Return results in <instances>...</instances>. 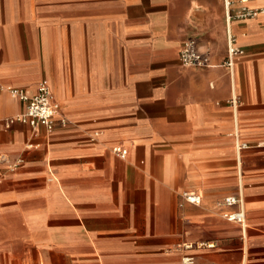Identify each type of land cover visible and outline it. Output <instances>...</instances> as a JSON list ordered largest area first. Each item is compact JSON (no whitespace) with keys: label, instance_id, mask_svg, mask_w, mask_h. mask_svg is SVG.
Listing matches in <instances>:
<instances>
[{"label":"crops","instance_id":"obj_1","mask_svg":"<svg viewBox=\"0 0 264 264\" xmlns=\"http://www.w3.org/2000/svg\"><path fill=\"white\" fill-rule=\"evenodd\" d=\"M224 1L0 0V264H264V0ZM40 81L68 125L6 127Z\"/></svg>","mask_w":264,"mask_h":264},{"label":"built area","instance_id":"obj_2","mask_svg":"<svg viewBox=\"0 0 264 264\" xmlns=\"http://www.w3.org/2000/svg\"><path fill=\"white\" fill-rule=\"evenodd\" d=\"M245 0H241L244 2ZM225 7H229V1L225 0ZM263 10L252 9L246 6H242L233 16L227 14L228 22L231 19L235 20H248L256 18L261 14ZM235 39L231 34H228L227 39V57L226 65L231 67L235 58L241 56L243 52L234 46ZM179 63L182 68H205L209 66L208 52L203 51L197 41L190 39L182 44L179 51ZM8 93L12 98H15L22 103L25 107L23 112L9 117L5 120L6 127H9L13 123H20L22 125L29 126L34 129L39 126L43 127L46 132L51 133L57 127H65L68 125L69 120L64 116L61 110L59 102L56 100L48 84L44 81H40L34 93H28L22 88H7ZM245 144H239L238 149L245 148ZM113 152L119 155L121 158H125L127 151L123 148H113ZM17 162L16 165H18ZM182 198L192 204L200 203V196L196 193L186 192L182 194ZM221 204L226 207L237 206L235 212H224L223 217L229 221H235L240 224L244 222V210L243 204L239 197H225ZM213 244L206 243H184L177 245L176 250H190V249H202L212 248ZM182 264H193V257H183L181 259Z\"/></svg>","mask_w":264,"mask_h":264}]
</instances>
